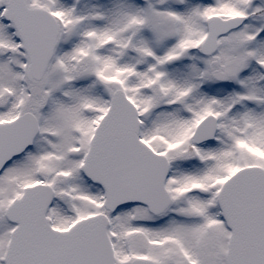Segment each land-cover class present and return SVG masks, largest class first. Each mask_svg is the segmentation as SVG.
Returning a JSON list of instances; mask_svg holds the SVG:
<instances>
[{
    "label": "snow or ice",
    "instance_id": "obj_1",
    "mask_svg": "<svg viewBox=\"0 0 264 264\" xmlns=\"http://www.w3.org/2000/svg\"><path fill=\"white\" fill-rule=\"evenodd\" d=\"M0 264H264V0H0Z\"/></svg>",
    "mask_w": 264,
    "mask_h": 264
}]
</instances>
